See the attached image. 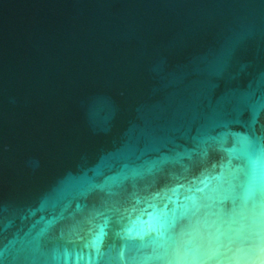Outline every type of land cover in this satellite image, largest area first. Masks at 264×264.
<instances>
[{
	"label": "water",
	"instance_id": "1",
	"mask_svg": "<svg viewBox=\"0 0 264 264\" xmlns=\"http://www.w3.org/2000/svg\"><path fill=\"white\" fill-rule=\"evenodd\" d=\"M0 264H264V0H0Z\"/></svg>",
	"mask_w": 264,
	"mask_h": 264
}]
</instances>
